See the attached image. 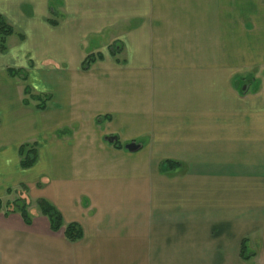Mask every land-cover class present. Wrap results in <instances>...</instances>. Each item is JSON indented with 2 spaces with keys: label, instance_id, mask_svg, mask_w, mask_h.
<instances>
[{
  "label": "crops",
  "instance_id": "obj_1",
  "mask_svg": "<svg viewBox=\"0 0 264 264\" xmlns=\"http://www.w3.org/2000/svg\"><path fill=\"white\" fill-rule=\"evenodd\" d=\"M51 1L0 0V199L37 209L0 213V264H264V0Z\"/></svg>",
  "mask_w": 264,
  "mask_h": 264
},
{
  "label": "trees",
  "instance_id": "obj_2",
  "mask_svg": "<svg viewBox=\"0 0 264 264\" xmlns=\"http://www.w3.org/2000/svg\"><path fill=\"white\" fill-rule=\"evenodd\" d=\"M50 15L52 16H56V14H54L53 12H50ZM48 24L52 27H56L58 25V20L55 17L54 19H48ZM15 33L14 29L4 20V18L2 16H0V53H4L7 50V45H6V40L8 37L12 36ZM20 38H22V36H20ZM116 47L117 46H112V48L110 49V53L113 54L114 52H116ZM96 57L93 54H89L84 62L82 63V70L83 71H87L90 66L95 62ZM12 76L15 75H19L22 76L23 79H26V74L25 72H13L10 70L9 72ZM240 92L241 94H243V91L240 88ZM30 93H31V89L29 87H27L24 90V94L26 96L30 97ZM50 96L49 95H43L41 97H39V104L37 105L36 109L43 111L46 108V105L48 103V101L50 100ZM22 103L24 105H28L29 101L28 99H24L22 101ZM105 120H109L110 118H104ZM66 132L65 131H58L56 133V135L58 137L64 135ZM113 145L115 147H119V145L117 144V142L113 143ZM36 145L35 144H24L20 147L19 149V154H20V167L25 170V169H29L31 167L34 166L35 162H36ZM176 164L172 163V162H164L162 164V168L163 169H173L175 167ZM12 193L11 190L7 191V194L10 195ZM28 202L21 198L20 195L19 197L15 198V200L13 201H3L0 199V213L3 212L4 215H10V214H19L20 217L22 218L23 222L26 225H31L32 222V218L30 216L29 210H28ZM37 207L39 209V212L42 216H44L50 225V229L52 232L57 233L59 232L61 229H63V235L65 237V239L70 242V243H75L79 240H81L82 236H83V232L81 227L78 224L75 223H70L66 226H64L63 228V220H62V216L60 215V213L52 206L50 205L48 202L44 201V200H39L37 201ZM246 259H248V257H246Z\"/></svg>",
  "mask_w": 264,
  "mask_h": 264
},
{
  "label": "water",
  "instance_id": "obj_3",
  "mask_svg": "<svg viewBox=\"0 0 264 264\" xmlns=\"http://www.w3.org/2000/svg\"><path fill=\"white\" fill-rule=\"evenodd\" d=\"M241 90H242V91H243V90L245 91V90H246V86L242 87ZM116 140H117V138L114 137V136H108V137H105V141H106L107 143H109V144H113L114 142H116ZM139 148H140V146L137 145V144H134V143L127 144V145L124 147V149L127 150V151H129V152H135V151H137Z\"/></svg>",
  "mask_w": 264,
  "mask_h": 264
},
{
  "label": "rangeland",
  "instance_id": "obj_4",
  "mask_svg": "<svg viewBox=\"0 0 264 264\" xmlns=\"http://www.w3.org/2000/svg\"><path fill=\"white\" fill-rule=\"evenodd\" d=\"M58 4H59V0H54V1L52 0V1L50 2L51 7H54V8H55ZM56 17H59V18L61 19V16H59V15H57ZM93 41H94V40L92 39V40L90 41V43H91V42L93 43ZM97 41H99V40H97ZM89 51H90V50H88L87 53H89ZM238 83H239V82H238ZM28 205H29V206H28V210H29L30 216H31V218H33V217L36 216V215H35V212H37V209L33 207V208L30 210V205H31V204L28 203ZM34 205H36V207H37V203H35ZM37 208H38V207H37ZM38 210H39V209H38ZM18 215H19V214H18Z\"/></svg>",
  "mask_w": 264,
  "mask_h": 264
}]
</instances>
